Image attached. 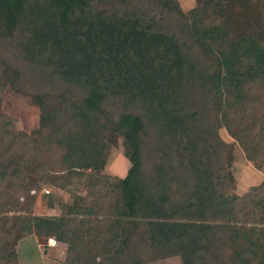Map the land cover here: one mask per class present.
I'll return each instance as SVG.
<instances>
[{"label": "trees", "instance_id": "obj_1", "mask_svg": "<svg viewBox=\"0 0 264 264\" xmlns=\"http://www.w3.org/2000/svg\"><path fill=\"white\" fill-rule=\"evenodd\" d=\"M114 1L124 7L133 3L131 0H48L56 23L62 25L68 23L74 12L93 7L109 9ZM137 1L133 6L137 8L139 16L135 20L139 29L137 41L140 44V55H143L142 51H152L156 54L152 63L158 60L161 65L156 76L158 79L155 78L152 85L150 73L155 71L154 68L143 71L141 79L137 75L135 79H128L125 83L134 82L136 87L128 93H117L113 97L121 101L110 104L103 83L121 88V83L114 81L111 75L116 73L121 76L119 63L125 64L124 60H120L123 57L112 59L108 76L104 80L100 76H105V71L98 65L99 59L96 56L80 60L78 63L82 64L81 71L75 69V73L65 66L58 68L60 53L57 44L53 47V58L50 59L55 65L56 74L62 79L66 77L68 84L76 82L79 86L89 87L88 94L78 102L63 98L60 100L62 107H53L49 112L45 110L44 102L54 97L48 93L33 96L35 103L42 109L36 136L15 132L12 121L0 112V184L8 183L7 188L0 191V215L17 209L15 201H10L4 192H20L30 186V182H34L32 177L36 175H40L44 182H48L49 177L51 180L48 179V183L60 189H68V175L64 171L79 170L84 163L89 164V167L95 164L102 169L111 146L107 133H117L122 137L130 167L126 175L114 184L118 197L108 206L112 219L106 233L97 229L76 231L72 228L71 220L64 217L30 216L10 227L8 218L2 217L0 264H19L13 246L21 239L23 230L45 241L54 238L57 245L66 244L71 256L66 258L64 251L65 258L62 257V261L66 264H129L122 259L129 257L128 252L134 249L133 238L140 235L149 247L173 243L180 247L179 250H184L190 243L192 228L185 224L166 225L159 221L169 213L172 197L185 190L186 182L190 179V196H200L204 201L205 195H213L215 201L221 198L223 202H228L224 196L217 198L216 193L218 186L224 190V179H232L225 156L227 147L217 138L216 130L224 128L249 158L258 160L264 157V0H245L258 6L263 13L262 31L253 33L234 32L231 16L235 0H200L194 9L186 13L181 11L176 0ZM149 3L155 11L138 7V4ZM26 8L27 0H0V74L4 76V80L0 79V89L7 85L5 76L8 71L12 72V68L16 81L21 79L18 67H13L11 62L22 63L25 57L21 54L14 60L6 52L14 43L13 48H18L17 38L24 24ZM173 18L177 24L171 27ZM50 38L56 42L59 36L53 33ZM198 57L203 64L198 63ZM148 67L147 70L152 69V65ZM172 67L173 73H170ZM194 76L205 81L203 86H207L212 94L213 107H205L200 124H195L191 116L195 138L190 142L186 163L183 159L179 163L182 167L183 164L187 166L191 176L186 181L173 167V171L179 174L175 179L166 168L160 167L156 178L159 192L155 193L147 189L143 177L142 146L146 129L144 117L136 107H147L149 100H160L166 92L172 94L174 107L181 106L182 84H190ZM142 98H147L148 102ZM169 100L167 98L165 103ZM115 107L127 108L118 113ZM128 107L135 108L132 111ZM178 111L174 113L178 114ZM51 151L60 152L61 158L57 165L65 169L62 173L57 171L59 175H51L55 171L45 162L46 153ZM210 190L213 193L210 194ZM214 200L211 204L215 203ZM196 208V205L189 203L183 209L196 213ZM68 210L69 215L92 217L98 215L101 207L81 210L70 206ZM14 231L16 233L13 234ZM240 231L232 232L230 244L235 259L240 264H247L246 253H254L261 245L255 241V237L239 235ZM260 231L262 233L264 229ZM90 235L95 236L92 239ZM263 235L261 238H264ZM97 250L100 251L98 254L93 253ZM99 254L103 255L104 263H96ZM261 261L264 264V258ZM132 264L141 262L136 260Z\"/></svg>", "mask_w": 264, "mask_h": 264}, {"label": "rangeland", "instance_id": "obj_2", "mask_svg": "<svg viewBox=\"0 0 264 264\" xmlns=\"http://www.w3.org/2000/svg\"><path fill=\"white\" fill-rule=\"evenodd\" d=\"M199 1L176 0L183 13L194 9ZM131 2L138 1L131 0ZM133 3L124 7L114 1L109 9L93 7L89 10L74 12L68 23L62 25L56 23L55 14L48 0H27L26 13L22 22L24 24L20 27L17 38L18 48H13L14 43L6 52V54L9 52L14 60L21 54L25 57L22 63L11 62L13 67L16 69L18 67L21 79L16 81V76L12 75L14 72L12 68V72L8 71L7 77L5 76L7 85L0 89V112L12 121L15 132L31 136H36L38 133L42 109L35 103L33 96L41 95V93L52 95L54 97L52 100L47 99L44 102L45 110L49 112L55 107H62L61 99L78 102L89 92V87L79 86L76 82L68 84L65 81L66 77L62 79L56 74L55 65L50 59L53 58V47L57 44L56 48L60 53L58 68L65 66L66 69H71L75 73V69L81 71L82 64L78 63L80 60L96 56L99 59L98 65L103 69L102 71H105V76H100L104 80L108 76L112 59L116 56L123 57L120 60H124L125 64L119 63L121 76L116 73L114 76L111 75L114 81L118 80L121 83L122 89L103 83L110 104H118L121 101L113 97L117 93H128L136 87L134 82L125 83L128 79H135L136 75L141 79V75H144L143 71H151L154 68L155 71L150 73L151 85L153 84L158 71L161 70V65L158 60L152 63L156 55L152 51H142L143 55H140V44L137 41L139 29L135 20L139 16ZM138 5L140 9L155 11L150 3ZM234 6L231 22L235 33L262 31L263 13L258 6L245 0H235ZM172 20L171 27L176 26V19ZM53 33L59 36L56 42L50 38ZM114 51L115 53L111 54ZM198 63L203 64L199 57ZM149 65H152V69L147 70ZM170 73H173V67ZM0 79L4 80L2 74ZM204 83L205 81L194 76L191 77L190 84L187 82L182 84L183 98L180 100L182 103L179 106L180 109L173 106L170 92H166V95L161 96L162 99L156 101L148 102L147 98H142L144 102H148L149 106L136 107L140 109L144 117L146 129L142 146L143 177L148 186L147 189L150 188L155 193L159 192L156 178L160 167L166 168L175 179L179 176L177 172H180L186 181L191 176L187 166L183 164L182 167L179 163L182 159L186 163L190 142L195 138L192 133L194 123L191 116L194 117L195 124H200L205 107H213L212 94L207 86H203ZM156 84L159 82L156 81ZM149 90L150 88L146 90L147 93ZM167 98L170 100L165 103ZM115 108L119 113L127 107ZM132 108L135 107H128V110L133 111ZM177 111L178 114L174 113ZM182 119L185 120L183 123ZM216 135L227 147L225 152L227 168L232 175L231 180L224 179V190H220L218 186L216 193L217 198L224 196L228 202H223L221 198L215 201L213 195H205L204 201L200 196H190L192 180L185 181L187 188L172 197L169 213L167 212L168 214L159 222L166 225L185 224L191 227L190 243L184 250H179L180 247L173 243L152 248L145 244L141 235L136 236L132 244L134 249H130L127 254L129 257L122 261L129 264L136 260L141 264H240L235 259L230 244L232 232L240 229L239 235L255 237V241L261 245V248L258 246L254 253L252 251L246 253L247 264H262L264 238H261V235L264 231L261 233L260 230L264 229V157L258 160L249 158L224 128H218ZM106 136L110 137L111 146L107 151L102 169L95 164L89 167V164L84 163L79 170L67 173L64 171L65 175H68L66 177L69 181L68 189H60L48 183L51 180L49 177L48 182H44L40 175L33 176L34 182H30V186L23 188L20 192L13 193L10 190L4 192L10 201H15L17 209L11 213L1 214L0 219L7 217L10 227L30 216L64 217L71 220L72 228L76 231L86 232L88 229H97L101 233H106L109 221L112 219L108 206L112 205L114 199L118 197L114 184L117 179H122L126 175L130 167L122 137L111 132ZM44 158L47 166L55 171L51 175H59L57 171L62 173L65 169L64 166H58L61 158L59 151L47 152ZM173 167L177 172L173 171ZM214 182L216 184V178ZM7 184L6 182L3 185L0 184V191L5 190ZM211 192L213 193L212 190L210 194ZM212 200L215 203L211 204ZM189 203L197 206L196 213L184 211L186 209L183 208ZM70 206L81 210L100 206L101 211L97 216L92 217L69 215L68 207ZM94 236L90 235V238L93 239ZM32 237L33 235L23 230L21 239L13 246L20 264H42ZM38 241L41 245L44 239L39 238ZM56 249L57 253L61 250L63 253L66 251V258L71 257L66 244H60ZM98 252L100 251H93L95 254ZM98 259L96 263L105 262L102 254H99Z\"/></svg>", "mask_w": 264, "mask_h": 264}, {"label": "crops", "instance_id": "obj_3", "mask_svg": "<svg viewBox=\"0 0 264 264\" xmlns=\"http://www.w3.org/2000/svg\"><path fill=\"white\" fill-rule=\"evenodd\" d=\"M32 238L34 240V244L36 245V250L41 256L42 264H64L62 261V256H63L62 250L57 253L56 251L57 249H52L46 246L45 240L43 241V244L40 245L38 241L39 239L38 237L33 236Z\"/></svg>", "mask_w": 264, "mask_h": 264}, {"label": "built area", "instance_id": "obj_4", "mask_svg": "<svg viewBox=\"0 0 264 264\" xmlns=\"http://www.w3.org/2000/svg\"><path fill=\"white\" fill-rule=\"evenodd\" d=\"M45 244L47 247L52 248V249H56L58 246L54 238H48Z\"/></svg>", "mask_w": 264, "mask_h": 264}]
</instances>
